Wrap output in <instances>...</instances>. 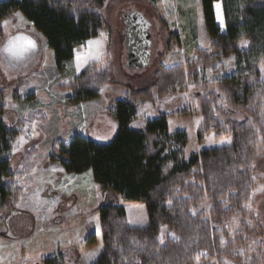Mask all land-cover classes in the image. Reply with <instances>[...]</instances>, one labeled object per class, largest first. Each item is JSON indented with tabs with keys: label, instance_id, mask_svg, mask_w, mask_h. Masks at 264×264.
I'll return each mask as SVG.
<instances>
[{
	"label": "trees",
	"instance_id": "1",
	"mask_svg": "<svg viewBox=\"0 0 264 264\" xmlns=\"http://www.w3.org/2000/svg\"><path fill=\"white\" fill-rule=\"evenodd\" d=\"M107 0H7L0 1V36L4 22L21 11L48 42L55 53V64L63 72L84 43L101 34L106 21L101 8ZM222 2L225 31L216 18L215 4ZM203 21L210 35V47L195 48V57L184 65L161 67L151 76L150 87L130 90L116 102L114 112L118 132L106 145L75 134L60 149L59 162L69 174L91 170L95 182L128 203L146 206L149 224L131 226L123 206L109 203L97 211L102 224L103 252L93 264H223L222 259L243 257L263 243L261 223L247 233L251 214L244 212L255 189L254 168L257 149L264 148V0H202ZM108 49V48H107ZM237 56L236 70L227 76L206 79L207 66L218 59ZM112 53L93 60L80 75L59 83L71 91L75 102L99 98L110 86L113 75ZM188 83L196 84L197 114L202 120L197 138L204 142L210 133L216 140L232 138L230 146L204 150L186 157V132L170 133L168 119L186 116L190 109L163 113L159 118L137 123L144 102L171 94ZM7 89L0 84V226L11 202L23 195L22 180L35 170L36 148L20 156L21 138L37 121L46 122L43 109H35L10 126L3 120L7 113ZM72 100V99H71ZM229 109L246 113L241 122ZM205 198L214 203L213 216L224 224L230 216L241 214L245 221L233 237L225 227L213 228L204 215L192 207ZM254 219V218H253ZM163 225L177 239L162 242ZM250 230V229H249ZM249 232V233H251ZM97 242L89 231L84 246ZM72 249L60 253L59 260L73 262ZM46 264H62L52 258ZM78 263L77 259L74 264ZM246 264H261L254 259Z\"/></svg>",
	"mask_w": 264,
	"mask_h": 264
},
{
	"label": "rangeland",
	"instance_id": "2",
	"mask_svg": "<svg viewBox=\"0 0 264 264\" xmlns=\"http://www.w3.org/2000/svg\"><path fill=\"white\" fill-rule=\"evenodd\" d=\"M101 14L106 21V28L101 31L104 35L102 37L100 34L88 41L102 40L98 59H102L108 49L112 53L111 85L104 88L99 98L81 102L73 101L72 92L64 91L58 85L69 82L80 75L91 61L98 60L89 59L77 67V53L87 50L88 41L79 47L74 59L60 72L55 64V53L45 37L21 11L12 13L6 19L8 24L4 26L5 33L0 36V84L7 89V113L3 115V120L13 126L18 119L35 109H43L48 115L46 122L37 121L32 131L21 138L20 149L16 152L22 156L35 146V170L23 178L24 193L21 199L11 202L4 220L6 224L0 226V240L5 242L6 239H15L12 243L7 242L1 250L6 264H46L44 260L48 258L62 264H74L77 259L76 264H79L81 248L74 244H81V230H75L74 226L81 227L93 219L87 223V232L83 234L87 239L89 231L100 229L102 232L100 215L96 212L100 205L113 203L122 206L128 202L112 191L101 189L90 170L81 175H67L69 173L66 174L59 162L61 147L75 134L103 145L110 143L118 132V120L114 116L116 102L126 98L130 90L149 88L151 76L162 66L172 67L192 61L195 57V46H191L193 34L199 35L202 44L206 32L202 0H107L101 8ZM221 21L224 22V16L219 17L218 22L225 31L226 24ZM15 37L31 39L36 45L19 62L11 60L3 52L8 41ZM203 44L206 46L205 42ZM129 47L133 49L138 62L132 69L129 68ZM236 60L237 56L232 54L230 58L214 61L207 66L206 79L232 74L237 68ZM261 66L264 80V64ZM199 93L196 84L188 83L167 96L144 102L137 127L144 123V119H157L163 113L190 109L191 114L168 119L171 134L186 132L187 158L210 148L230 146L231 138L216 140L214 133L206 136L204 142L198 140L197 132L202 120L197 114ZM229 112L241 122L250 119L246 113L233 109H229ZM256 156L254 168L257 171V183L251 200L244 205V212L254 218L246 220L250 223V230H247L250 235L252 227L259 226L257 223H261L264 228V148L259 147ZM140 205L132 209L127 206L130 213L128 217L127 212V218L128 222L132 218H139L137 227H144L149 224L148 214L146 206L143 204L142 210ZM192 208L194 214L204 215L213 228L221 229L227 225L232 237L240 230V223L245 221L241 214L230 216L225 224L214 219L216 207L208 198ZM129 223L133 226V222ZM30 234H34V237L28 241ZM161 235L163 243L178 238L166 225H163ZM262 236L261 240H264V234ZM69 249L73 250V262L59 260L60 253ZM247 251L239 250L243 256L240 262L246 264L257 259L264 264V241ZM222 263L237 264L238 260L227 258L222 259Z\"/></svg>",
	"mask_w": 264,
	"mask_h": 264
},
{
	"label": "crops",
	"instance_id": "3",
	"mask_svg": "<svg viewBox=\"0 0 264 264\" xmlns=\"http://www.w3.org/2000/svg\"><path fill=\"white\" fill-rule=\"evenodd\" d=\"M215 10H216V18H217V22H218V20H219V17H223L224 16V10L222 9V2L221 1H219V2H216V4H215ZM221 22H223V21H221ZM219 23V22H218ZM224 23V22H223ZM31 24V23H30ZM33 25V24H32ZM220 27H221V30H222V32H223V29H222V25L220 24ZM194 36H193V40H192V43H191V46L192 47H194L195 46V48L198 46V47H202V48H204V49H206V48H209L210 47V40H211V38H210V35L208 34V32H207V30H206V32H205V34H203V40H202V44L200 43V37H199V35L198 34H196V33H194L193 34ZM205 42V44H206V46L203 44ZM81 48V47H80ZM75 57V56H74ZM145 105V104H144ZM143 105V106H144ZM145 107V106H144ZM144 107H143V109H144ZM143 109L139 112V115H138V118H141L140 116H141V112L143 111ZM142 119H144V118H142ZM147 122V121H151V120H145L144 119V122ZM169 124V123H168ZM168 128H169V125H168ZM170 129V128H169ZM232 139V138H231ZM91 171V170H90ZM85 172H87V171H85ZM92 172V171H91ZM67 174V173H66ZM84 174V173H83ZM67 175H72V174H67ZM77 175H81V174H77ZM77 175H75V176H77ZM92 176H93V174H92ZM92 176L91 175H89V177H91L92 178ZM73 178H76V177H73ZM73 178H70V179H73ZM74 180V179H73ZM94 181H95V179H94ZM99 185V184H98ZM79 185H77V187H78ZM100 186V185H99ZM137 205H140V204H137V203H131V204H129V203H127V204H125V205H122L124 208H125V210L128 212V217H129V215H130V213H129V211H128V209H132L134 206H137ZM127 206H129V208L127 209ZM139 207V206H138ZM140 209H142V210H144V205H140ZM130 219V218H129ZM93 219H89L88 220V222H86L83 226H74V229L75 230H78V231H80L79 232V235L81 236L80 237V240H81V244H74L75 246H80V248H81V252H80V262H79V264H93L94 262H96L99 258V255L103 252V250H104V247H103V235H102V232H101V230L99 229H97L96 230V235H97V242H96V244L95 245H93V246H87V247H85L84 246V242H85V240H86V236L85 235H83V234H85L86 232H87V230H86V225H87V223H90V221H92ZM129 222H133V226H139V218H132V220H129ZM142 222V221H141ZM95 223H96V220H95ZM144 222H142V224H143ZM11 231H12V229H11ZM35 234V233H34ZM34 234L32 235V234H30V236L28 237V241L29 240H32L31 239V237H34ZM13 241H15V239H12V238H10V239H6L5 240V242L4 241H2V240H0V264H6V262H4L5 261V259H4V255H3V251H1L2 249H3V247H4V245H7V242H9V243H12ZM83 242V243H82ZM10 246H12V245H10ZM6 247V246H5Z\"/></svg>",
	"mask_w": 264,
	"mask_h": 264
},
{
	"label": "snow or ice",
	"instance_id": "4",
	"mask_svg": "<svg viewBox=\"0 0 264 264\" xmlns=\"http://www.w3.org/2000/svg\"><path fill=\"white\" fill-rule=\"evenodd\" d=\"M19 15V14H17ZM8 24V21L4 22V26ZM103 33L101 36L103 37ZM102 40H93L87 42V50L84 52H78L76 56L77 67L86 63L89 59H98L101 55ZM36 47L35 42L25 37H15L8 41L7 45L3 49V52L11 59L17 62L25 59L26 55L34 50Z\"/></svg>",
	"mask_w": 264,
	"mask_h": 264
},
{
	"label": "water",
	"instance_id": "5",
	"mask_svg": "<svg viewBox=\"0 0 264 264\" xmlns=\"http://www.w3.org/2000/svg\"><path fill=\"white\" fill-rule=\"evenodd\" d=\"M129 50H130V53H131V56H129V58H128V60H129V68L132 69L136 65V64L134 65V60H133V59L136 58V55L134 54L133 49H131L130 47H129Z\"/></svg>",
	"mask_w": 264,
	"mask_h": 264
},
{
	"label": "flooded vegetation",
	"instance_id": "6",
	"mask_svg": "<svg viewBox=\"0 0 264 264\" xmlns=\"http://www.w3.org/2000/svg\"><path fill=\"white\" fill-rule=\"evenodd\" d=\"M131 49H132V48H131ZM133 60H134V65L137 64V60H136V58L133 59ZM13 226H14V225H13Z\"/></svg>",
	"mask_w": 264,
	"mask_h": 264
}]
</instances>
